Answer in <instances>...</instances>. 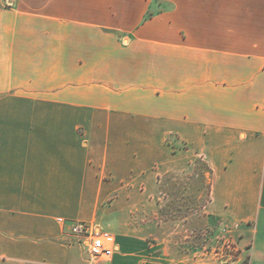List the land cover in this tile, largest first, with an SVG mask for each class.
Here are the masks:
<instances>
[{
    "label": "crops",
    "instance_id": "obj_1",
    "mask_svg": "<svg viewBox=\"0 0 264 264\" xmlns=\"http://www.w3.org/2000/svg\"><path fill=\"white\" fill-rule=\"evenodd\" d=\"M169 205L264 264V0H0V264H219Z\"/></svg>",
    "mask_w": 264,
    "mask_h": 264
},
{
    "label": "rangeland",
    "instance_id": "obj_2",
    "mask_svg": "<svg viewBox=\"0 0 264 264\" xmlns=\"http://www.w3.org/2000/svg\"><path fill=\"white\" fill-rule=\"evenodd\" d=\"M193 191L196 207L199 200L196 194H199V190L195 187ZM177 206L179 207L175 205V208ZM175 208L172 209L169 205L164 212L166 219L176 220L169 222L162 229L165 250L168 254L196 261L212 260L219 264L241 258L248 260L247 257L245 258L246 248L242 244L243 233L238 234L229 226L218 228L212 222L204 220L201 212L194 211L193 219H187L190 212L176 211Z\"/></svg>",
    "mask_w": 264,
    "mask_h": 264
},
{
    "label": "built area",
    "instance_id": "obj_3",
    "mask_svg": "<svg viewBox=\"0 0 264 264\" xmlns=\"http://www.w3.org/2000/svg\"><path fill=\"white\" fill-rule=\"evenodd\" d=\"M72 236L85 245L92 260H109L117 249L114 236L93 224L78 221L71 226Z\"/></svg>",
    "mask_w": 264,
    "mask_h": 264
}]
</instances>
